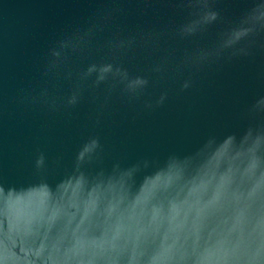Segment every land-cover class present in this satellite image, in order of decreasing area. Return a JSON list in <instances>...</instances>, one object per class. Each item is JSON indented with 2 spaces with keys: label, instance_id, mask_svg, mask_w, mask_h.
Returning <instances> with one entry per match:
<instances>
[{
  "label": "water",
  "instance_id": "water-1",
  "mask_svg": "<svg viewBox=\"0 0 264 264\" xmlns=\"http://www.w3.org/2000/svg\"><path fill=\"white\" fill-rule=\"evenodd\" d=\"M262 3L0 0V264H235Z\"/></svg>",
  "mask_w": 264,
  "mask_h": 264
},
{
  "label": "clouds",
  "instance_id": "clouds-1",
  "mask_svg": "<svg viewBox=\"0 0 264 264\" xmlns=\"http://www.w3.org/2000/svg\"><path fill=\"white\" fill-rule=\"evenodd\" d=\"M211 18L215 19V14H212ZM250 21L253 26L264 25V3L258 5L250 14ZM193 30L194 26L187 29V31ZM251 30V28L244 29L241 31V35H246ZM144 83L146 82L137 80L130 83L129 87L135 88L136 86H142ZM72 102H75V98ZM257 108L264 109V100L258 102ZM226 139L229 142H238L240 154L248 160V165L243 174L250 186L246 198L249 200L248 208L255 214L257 223L260 226L250 249L238 258L235 264H264V128H250L239 139L234 135H230ZM97 146L98 142L92 141L90 151H94ZM84 155L85 153H82L80 159H83ZM170 163L175 164L176 160L171 159ZM42 164L43 157L37 161V166ZM127 175H130V173Z\"/></svg>",
  "mask_w": 264,
  "mask_h": 264
}]
</instances>
